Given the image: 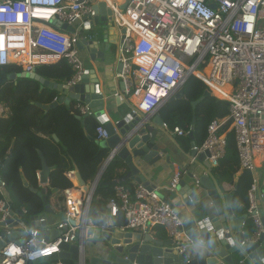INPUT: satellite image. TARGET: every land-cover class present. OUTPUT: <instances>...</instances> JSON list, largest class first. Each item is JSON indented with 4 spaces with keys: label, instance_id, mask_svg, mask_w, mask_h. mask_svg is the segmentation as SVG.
<instances>
[{
    "label": "built area",
    "instance_id": "built-area-1",
    "mask_svg": "<svg viewBox=\"0 0 264 264\" xmlns=\"http://www.w3.org/2000/svg\"><path fill=\"white\" fill-rule=\"evenodd\" d=\"M99 3L110 11L116 31H124L115 49L116 64L121 66L116 77L122 85L115 97L130 98L135 116L156 113L190 77L229 103V116L208 126L203 144L191 148L195 154L190 162L204 154L210 170L217 168L226 153L227 133L232 132L239 171L253 175L246 214L259 229L261 195L254 175L255 157L264 155V0H0V69L17 66L32 74L38 66L65 60L73 72L65 85L79 84L84 67L77 45L89 38L84 29L91 25L96 16L92 7ZM64 24L73 32L62 30ZM225 87L226 98H219ZM82 113L91 114L88 107ZM7 114L0 105V117ZM227 121L228 129L219 134ZM161 129L170 137L186 138L190 133L165 124ZM95 134L98 142L108 139L103 124ZM184 174L172 176L170 192L177 191ZM114 186L115 195L106 209L110 218L123 214L126 224L121 231L161 227L172 240L173 251L186 252L183 221L170 203L141 185L132 191L120 183ZM79 190L75 198L64 191L65 212L54 227L38 218L31 222L46 226L31 228L24 221L26 210L13 209L0 179V230L10 238L0 250V264H27L58 255L63 244L78 245L81 254L82 240L85 255L91 202L90 194ZM42 231H56L57 237H43ZM48 261L42 264H64Z\"/></svg>",
    "mask_w": 264,
    "mask_h": 264
},
{
    "label": "water",
    "instance_id": "water-1",
    "mask_svg": "<svg viewBox=\"0 0 264 264\" xmlns=\"http://www.w3.org/2000/svg\"><path fill=\"white\" fill-rule=\"evenodd\" d=\"M210 7L216 9L215 4H211ZM92 9L96 16L91 19V25L86 26L84 29L86 36H89V38L82 40L77 45L78 49L85 54L92 68L84 70V75L79 84L68 87L65 84L46 81L37 76L36 73H2L0 75V89L9 82L23 78L37 81L41 89L48 88L56 91L59 95L57 102L42 106L45 111L59 105L68 106L71 102H79L88 107L92 114L98 117V121L103 124L108 139L100 142L95 141V143L106 149L108 154L92 184L86 185L78 170L75 169L74 172L76 185L85 194H90V202L103 172L113 160L121 161L126 172L118 181L111 182V185L131 180L149 191L154 190V186L150 185L148 177L150 179L154 178L155 170H150V168L162 160V155H165V151L160 149L158 137L159 129L164 125L159 117V111L163 106L156 113L135 116L131 108L125 113L117 103L113 104L107 97L104 99V95L100 93L99 85L100 83H106L109 73L106 63L112 54V47L116 46L118 32L111 24V13L104 3L94 5ZM61 28L73 32V29L67 28L65 24ZM111 32L113 33V39H111ZM123 32L121 31L120 34L123 35ZM96 64L101 66L96 69ZM97 71L102 74L103 80L98 78ZM117 71H121L120 65H118ZM210 96L211 94L205 91L199 101ZM182 99H184V93L181 87L172 98L165 99L164 103ZM199 101L192 103V105H197ZM104 105L109 108L110 120L102 117ZM187 137L190 139L193 148L195 144L192 132ZM52 138L55 142H58L55 135ZM89 139L90 141L93 140L92 138ZM194 154L192 153V155ZM204 158V154L197 156V160L202 162L207 170H210ZM142 163L145 166L141 167ZM41 165L38 183L42 188L39 192L36 190H32V192L42 198L45 210L42 214L32 218L31 221L38 218L46 219L47 215H53L46 199L49 168L42 156ZM188 177L193 180L192 184L185 185L180 182L177 188V191L184 189V195L182 194V196L185 207L177 213L179 219L183 221L184 235L188 244L187 250L183 254L178 255L173 251L172 240L163 243L153 239L149 234L150 228H147L143 233H132L123 232L110 226L95 231V238L97 240L101 239L108 245L98 257L85 260L83 252L85 240H82L80 242L81 254L78 245L63 244L58 255L27 264H42L48 260L72 261L75 264H264V191L260 193L261 197H258L260 228L257 229L254 225L245 228V224L249 221L248 216L242 215L236 218L233 215L231 209L233 193L221 195L208 175H200L197 178L194 172H191ZM24 185L27 186L26 183ZM207 208L214 210L215 216L211 220L200 217V214L205 212ZM16 214L19 215L20 212L16 211ZM45 226V223L41 225L37 222L30 223L31 228H44ZM41 235L50 237L53 240L57 237V232L42 231ZM9 239L5 237V232L0 230V250Z\"/></svg>",
    "mask_w": 264,
    "mask_h": 264
},
{
    "label": "trees",
    "instance_id": "trees-1",
    "mask_svg": "<svg viewBox=\"0 0 264 264\" xmlns=\"http://www.w3.org/2000/svg\"><path fill=\"white\" fill-rule=\"evenodd\" d=\"M5 71L9 74L23 72L22 68L17 66L0 69V73ZM35 73L46 81L62 85L66 84L73 75L65 60L38 66L35 68ZM182 88L184 99L165 103L159 111V117L170 129L179 127L184 131L192 132L198 141L197 145H201L207 137L208 126L214 121L229 116V103L213 96L199 101L207 88L194 77L188 78ZM56 98H58L56 91L48 88L40 89V84L30 79H16L0 89V105L8 109L6 117H0V179L6 184L13 209L26 210L24 221L27 225H30L32 218L45 210L42 198L32 192V190L38 192L41 190L37 180V172L42 167L41 156L49 168L46 199L47 205L51 207V198L55 193L63 197L65 206L64 191L72 189L67 174L73 175L74 170L77 169L83 181L89 185L108 154L106 149L95 143V130L99 124L91 116L83 114L74 102L47 111L37 106L51 105ZM197 101L199 103L193 106L192 103ZM229 125L230 121H227L218 133L225 132ZM53 135L58 138V142L53 140ZM89 138L93 140L90 141ZM226 139L225 156L218 167L212 170V174L218 176L219 182L226 181L224 178L226 173L230 175L239 170L232 132L227 133ZM184 140L188 141V138ZM117 167H119L118 161L113 160L103 172L95 189L88 218L90 220L92 217L91 221L97 227L102 224L101 227L105 226V222L97 224L94 216L98 206H100L99 212L104 214L109 200L115 195V186L111 185V182L121 178L115 174ZM252 179L253 175L249 171L241 172L232 198L234 209L247 213L248 190ZM121 185L124 186L125 183ZM111 221V226L114 228H123L126 224L122 213L111 218ZM252 226L251 220L245 224V228ZM154 228L157 230L160 227ZM158 234H163L162 237L165 235L159 230ZM64 264L75 263L66 261Z\"/></svg>",
    "mask_w": 264,
    "mask_h": 264
},
{
    "label": "crops",
    "instance_id": "crops-1",
    "mask_svg": "<svg viewBox=\"0 0 264 264\" xmlns=\"http://www.w3.org/2000/svg\"><path fill=\"white\" fill-rule=\"evenodd\" d=\"M110 35H111V39H113V37H112L113 33L112 32ZM120 41H121V36H120V33H118L116 44H118ZM115 49H116V46L113 47L112 54L109 57V59L107 60L106 66L108 68L109 73H108V77L106 78V83L105 84L100 83V85H99L100 93L104 95V99L107 97V99L111 100L113 102V104L117 103V105L120 106V109L123 110L125 113H127L129 111V108H131V106H132L131 99L130 98H124V100L122 101V100H118L115 97V94L120 93L122 90V85L116 77V75L119 72L117 71L118 65L116 64V59H115ZM82 60H83L84 70H89L92 68V67H90L88 60L86 59V56L84 53H82ZM100 66L101 65H97V64L95 65L96 69ZM97 76H98V78H101L103 80L102 74L99 71H97ZM91 77L93 78V76H91ZM211 96H213V95H211ZM213 97H215V96H213ZM174 101H177V100H174ZM71 103H73V102H71ZM74 103L81 111H83L86 108V106L84 104H81L79 102H74ZM38 107H40L42 109L41 105ZM90 112H91V110H90ZM108 112H109V108L105 107V105H104L102 117H106L108 120H110L111 118H109ZM88 116H91L92 118H94V120L99 125L102 124L98 121V117H96L94 114H92V112ZM154 116H152V117H154ZM158 137H159V142H160V149L165 151L164 152L165 155H162V160L150 168V170H153V169L155 170L154 178H152V179H150V177H148V178L150 180L149 181L150 185L154 186V191L157 192L159 199L170 203V205L172 206V208L175 212L179 213L185 207L183 205V196H182L184 189H180L179 191H174V192L169 191L171 178L175 173H177L179 171H185V174L181 177V181H180V182H183L185 185H191L192 184L193 180L188 177V174L191 172H194V174L197 178L200 175L210 176V178L215 183V185L218 188L221 195H227V194L234 193L236 185L238 183L239 176L241 175V172L239 170L236 173H233V174L231 173L230 175H228L226 173V175H224V178L226 179V181L219 182L218 176L217 175L214 176L212 174L213 169L207 170L205 168L204 164L202 162H200L199 160H197L194 163L190 162V158L193 155L191 152V148H192L191 147V141L188 137H187L188 141L184 140L185 138L170 137L169 135L165 134L162 131V129H159ZM193 142L195 145H197V143H198V141L195 139L194 135H193ZM118 164H119L120 168L115 170V174H116V176L122 177V176H124L126 169H125V167L121 161L118 160ZM140 166L141 167L145 166V164L142 163ZM100 167H99V169H100ZM255 168H256V172H255L254 176L257 178V180L259 182V192L261 193L264 191V157H263V155H256V157H255ZM39 172H37V180H38ZM74 172H75V170H74ZM74 172H73V175L69 176V179L72 183V189H69L68 191L75 198L76 195H78V192H80V190H79V187L76 185V182L74 179ZM38 182H39V180H38ZM74 182H75V184H74ZM92 182L93 181H91V183L89 185H91ZM124 183H125L124 186L130 190H133L138 185L131 180L126 181ZM40 188H42V187H40ZM81 191H82V189H81ZM6 192H7V190H6ZM7 196H8V193H7ZM0 197H1V195H0ZM259 206H260V204H259ZM231 209H232L234 217H236V218H239L242 215H247L246 212L238 211V210L234 209L233 207H231ZM51 210L53 211L52 208H51ZM99 211H100V206H98L97 211H96V215L94 217L98 221V222L96 221L97 224L99 222H105L104 223L105 226L101 227V226H103V224H102L100 227H97V225L95 223H93L91 220H89V218H88L91 226H93V227H91V226L88 227L89 229H91L90 236H88L89 240L87 239V236H86V243L88 241H91V240L93 241L91 243V249H90L88 258L98 257L101 254V252L104 251L108 247V245L105 242H103L101 239L97 240L95 238V236H96L95 231L97 229L101 230V229H104L106 227H110L112 225L111 218L108 217V214H107V209H105L104 214L100 213ZM54 215H55V212L53 211V215H50V217L48 215L46 218L47 225L50 227L51 226L54 227L63 218V217H61V218L59 217V219H55V218H53ZM214 216H215V214H214V210L212 208H209V209L207 208V210L205 212H202V214H200V217L202 219L211 220ZM88 228H87V230H88ZM115 229H121V228H115ZM87 230H86V234H87ZM149 230H150L149 234L153 239L158 240V241L163 242V243L168 242L169 238L167 237L163 228L160 227L157 230H156V228H150ZM158 230H159V232H163L165 234L164 237H162L163 234H160V235L158 234ZM124 232L143 233L144 231L142 232V231H136L135 230V231H124ZM85 255H86V251H85Z\"/></svg>",
    "mask_w": 264,
    "mask_h": 264
},
{
    "label": "rangeland",
    "instance_id": "rangeland-1",
    "mask_svg": "<svg viewBox=\"0 0 264 264\" xmlns=\"http://www.w3.org/2000/svg\"><path fill=\"white\" fill-rule=\"evenodd\" d=\"M113 48V47H112ZM23 79V78H22ZM224 96V95H223ZM74 184H75V182H74ZM63 197H60L57 193H55L54 195H53V197L51 198V207H52V209H53V211L55 212V215L53 216V218H55V219H59V217L61 218V217H63V215H64V212H65V206H64V202H63ZM48 216V215H47ZM49 217H50V215H49ZM90 220H93L92 219V217H90ZM96 221H97V219H96ZM98 222V221H97ZM90 233H91V229H89L88 228V230H87V234H86V236H87V239L89 240V238H88V236H90ZM93 241L91 240V241H88L87 243H86V255H85V260L88 258V256H89V252H90V249H91V243H92Z\"/></svg>",
    "mask_w": 264,
    "mask_h": 264
},
{
    "label": "bare ground",
    "instance_id": "bare-ground-1",
    "mask_svg": "<svg viewBox=\"0 0 264 264\" xmlns=\"http://www.w3.org/2000/svg\"><path fill=\"white\" fill-rule=\"evenodd\" d=\"M144 62H147L146 59L143 60ZM228 87L220 89L221 94L217 95L219 98H226ZM224 95V96H223ZM264 157V155H263Z\"/></svg>",
    "mask_w": 264,
    "mask_h": 264
},
{
    "label": "flooded vegetation",
    "instance_id": "flooded-vegetation-1",
    "mask_svg": "<svg viewBox=\"0 0 264 264\" xmlns=\"http://www.w3.org/2000/svg\"><path fill=\"white\" fill-rule=\"evenodd\" d=\"M2 73H6V74H9V73H7V71H5V72H1V73H0V75H1Z\"/></svg>",
    "mask_w": 264,
    "mask_h": 264
},
{
    "label": "clouds",
    "instance_id": "clouds-1",
    "mask_svg": "<svg viewBox=\"0 0 264 264\" xmlns=\"http://www.w3.org/2000/svg\"><path fill=\"white\" fill-rule=\"evenodd\" d=\"M12 251H16V249H12Z\"/></svg>",
    "mask_w": 264,
    "mask_h": 264
}]
</instances>
